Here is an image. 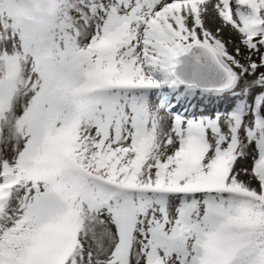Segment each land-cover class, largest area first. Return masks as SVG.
I'll return each instance as SVG.
<instances>
[{"label": "snow or ice", "instance_id": "snow-or-ice-1", "mask_svg": "<svg viewBox=\"0 0 264 264\" xmlns=\"http://www.w3.org/2000/svg\"><path fill=\"white\" fill-rule=\"evenodd\" d=\"M0 264H264V0H0Z\"/></svg>", "mask_w": 264, "mask_h": 264}]
</instances>
